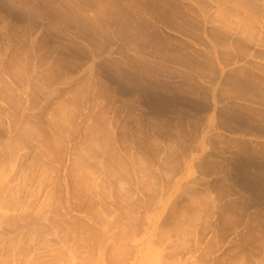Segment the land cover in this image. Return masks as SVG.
<instances>
[{
	"label": "rangeland",
	"instance_id": "rangeland-1",
	"mask_svg": "<svg viewBox=\"0 0 264 264\" xmlns=\"http://www.w3.org/2000/svg\"><path fill=\"white\" fill-rule=\"evenodd\" d=\"M0 264H264V0H0Z\"/></svg>",
	"mask_w": 264,
	"mask_h": 264
}]
</instances>
